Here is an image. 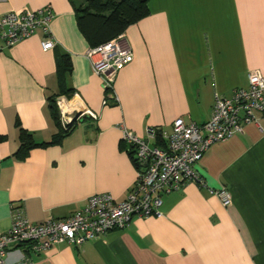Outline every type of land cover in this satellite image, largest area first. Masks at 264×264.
Listing matches in <instances>:
<instances>
[{"label":"crops","instance_id":"crops-1","mask_svg":"<svg viewBox=\"0 0 264 264\" xmlns=\"http://www.w3.org/2000/svg\"><path fill=\"white\" fill-rule=\"evenodd\" d=\"M82 1L0 0V15L50 5L55 42L43 51L38 32L0 51V136H6L0 144V234L10 229L12 207L40 225L70 217L94 195L121 203L137 170L120 147L123 128L146 138V129L170 131L178 118L202 124L215 95L246 88L251 70L264 76V0H149V15L123 33L133 59L114 78L117 104L107 103L76 25L71 2ZM61 53L70 57L67 87L96 120L85 117L59 146L17 161L16 122L36 143L58 132L47 99L58 92ZM259 118V126L245 125L241 134L212 145L194 166L206 189L189 183L164 196L159 218L132 219L123 230L80 247L10 251L3 264H264V116ZM220 189L231 196L228 208L207 193Z\"/></svg>","mask_w":264,"mask_h":264},{"label":"built area","instance_id":"built-area-1","mask_svg":"<svg viewBox=\"0 0 264 264\" xmlns=\"http://www.w3.org/2000/svg\"><path fill=\"white\" fill-rule=\"evenodd\" d=\"M53 17L50 5L37 10L21 9L1 14L0 51L38 32L42 36V50H52L55 47L50 31ZM86 57L92 72L101 78L104 90H110L117 72L132 61L133 54L122 33L104 44L89 48ZM77 102V94L70 98L56 97L55 105L62 127L70 124L69 116L74 112L79 114L77 120L85 117L96 120V114ZM260 116H264V76L258 70H251L247 74L246 88L234 89L229 97L214 96L206 122L198 124L178 118L170 131L158 130L164 147L155 145L157 129H146V138H140L123 128L120 143L132 149L137 164L136 180L125 200L117 203L109 195H94L87 199L82 210L70 217L48 220L40 225H31L22 208L12 207L10 229L0 234V264L4 263L10 251L39 254L61 244L80 247L110 232L123 230L132 219L159 218L164 196L181 190L189 183L206 189L194 166L209 148L241 134L245 125L259 126ZM207 193L223 208L231 206V196L226 189L207 190Z\"/></svg>","mask_w":264,"mask_h":264},{"label":"trees","instance_id":"trees-1","mask_svg":"<svg viewBox=\"0 0 264 264\" xmlns=\"http://www.w3.org/2000/svg\"><path fill=\"white\" fill-rule=\"evenodd\" d=\"M149 0H83L79 4L71 2L76 25L89 48L97 47L104 44L111 39L117 37L132 24L145 18L149 15L148 10ZM71 70L70 57L66 53H61L56 56V79L58 84V92L48 97V112L50 118L55 123L58 132L54 134L48 142L36 143L33 136L24 130L18 122L15 127L18 129L19 147L13 157L17 161H24L27 159L31 151L36 149H46L53 146H59L63 139L68 137L75 129L80 120L74 121L66 127H62L59 118V112L55 105L56 97L65 95L70 98L73 91L66 85V74ZM113 94L112 89L105 90V100L107 103L111 102L117 104L116 98L107 97ZM156 133L157 145L164 147L159 137L158 130ZM6 136H0V144L5 142ZM122 150L126 151L132 163L137 166L133 152L130 147L120 144Z\"/></svg>","mask_w":264,"mask_h":264},{"label":"water","instance_id":"water-1","mask_svg":"<svg viewBox=\"0 0 264 264\" xmlns=\"http://www.w3.org/2000/svg\"><path fill=\"white\" fill-rule=\"evenodd\" d=\"M78 113H72L69 117H70V122L69 123H72L74 121H77V118H78ZM79 122H82V120H80Z\"/></svg>","mask_w":264,"mask_h":264}]
</instances>
